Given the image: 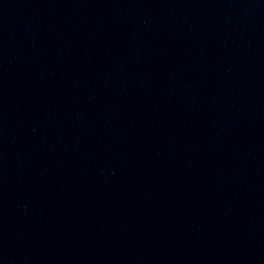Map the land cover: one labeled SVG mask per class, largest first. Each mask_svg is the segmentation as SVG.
<instances>
[{
	"label": "water",
	"instance_id": "95a60500",
	"mask_svg": "<svg viewBox=\"0 0 264 264\" xmlns=\"http://www.w3.org/2000/svg\"><path fill=\"white\" fill-rule=\"evenodd\" d=\"M0 264H264V0H110Z\"/></svg>",
	"mask_w": 264,
	"mask_h": 264
}]
</instances>
